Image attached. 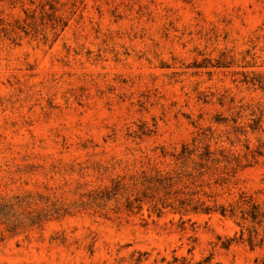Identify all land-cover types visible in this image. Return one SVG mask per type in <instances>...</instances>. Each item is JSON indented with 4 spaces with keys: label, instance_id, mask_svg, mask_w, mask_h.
Listing matches in <instances>:
<instances>
[{
    "label": "rangeland",
    "instance_id": "rangeland-1",
    "mask_svg": "<svg viewBox=\"0 0 264 264\" xmlns=\"http://www.w3.org/2000/svg\"><path fill=\"white\" fill-rule=\"evenodd\" d=\"M199 263L264 264V0H0V264Z\"/></svg>",
    "mask_w": 264,
    "mask_h": 264
},
{
    "label": "trees",
    "instance_id": "trees-1",
    "mask_svg": "<svg viewBox=\"0 0 264 264\" xmlns=\"http://www.w3.org/2000/svg\"><path fill=\"white\" fill-rule=\"evenodd\" d=\"M59 21H60L59 19L54 18V19H53V25H52V27L55 28V27L58 25ZM153 208H154V209H157V208H155V206H153ZM208 210H209V208H207V207L204 208V211H208ZM224 211H225L224 209H221V210H220V213L223 214ZM253 215H254V214H252V217H254ZM199 264H200V263H199Z\"/></svg>",
    "mask_w": 264,
    "mask_h": 264
}]
</instances>
